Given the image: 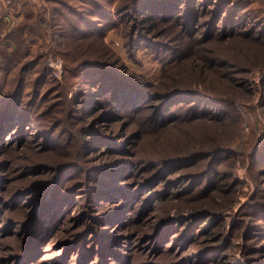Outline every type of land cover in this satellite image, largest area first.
<instances>
[{"label":"rangeland","instance_id":"rangeland-1","mask_svg":"<svg viewBox=\"0 0 264 264\" xmlns=\"http://www.w3.org/2000/svg\"><path fill=\"white\" fill-rule=\"evenodd\" d=\"M66 1L76 10L84 11L85 15H87L86 10L93 8L90 0ZM109 1L112 3L107 2L105 6L113 9L117 0ZM247 2L249 9L255 10L256 17L264 15V0H248ZM53 7H56V4L48 0H0V96L11 98L15 90H18L16 95L21 98V104L27 105L26 107L32 106V110L40 115L35 126L38 130L42 129L38 131L41 135H33L34 128L30 127L25 134L26 140H18L16 136L10 138L7 132L0 136V264H18V254L22 252L26 238H33L32 220L37 224L39 222V218L29 211L30 198L23 197L22 200L14 201L9 205L10 207H7L9 203L7 199L35 182L48 180L52 175L48 169L39 173L35 171L27 173L26 170L30 171L42 165V162L47 159L45 155L51 156L49 159H54L56 162L61 160L58 156L54 157V152H58L59 155L75 154V160L82 162L83 167L75 172V175L79 174L74 180L78 185L72 191L73 195L65 198L62 212L50 214V220L55 221V225L51 226L48 215L43 229L37 233L36 242L41 244L42 249L38 247L37 256L32 258L36 261L32 264H60L61 260L64 264H89V259L82 263V260L86 258V247H94L101 240L104 245L107 244L104 248L108 245H111L110 250L113 248L110 253L112 257L108 259L109 264H178L175 261L187 260L192 249H196L198 253L189 258V264H199L201 257L197 254L205 251L204 243L190 244L189 240L180 238L178 235L182 233V223L176 225L174 223L171 227L164 228L168 237L167 240L162 241V244H159L156 232L167 218L166 216L173 215L175 206L179 204L180 211L188 214L189 212L183 209L185 203L196 204L201 202L200 200H211L214 192L226 204L230 202L224 206L225 208L222 207V210H217L218 216L222 219L219 221L221 237L228 239L227 249L223 244L215 246L219 252L227 256V261L223 264H264V239L255 238L258 230L254 228L258 224L254 215L255 205L256 203L264 204V164L255 161L257 155L261 158L260 160L264 159V106L262 104L264 102V65L252 67L244 75V80L240 81H247L245 83L250 92L249 96L240 97L236 94L237 92H232L233 110L223 105L222 108L226 109L228 115L221 120L222 127H219L217 123H210L211 130H216L223 135L218 144L232 147V154L229 159L226 155L221 169L224 173L221 174L226 179L220 174L221 177L216 178L220 180L219 184L216 180L211 182V187L216 186L221 189H215V187L216 191L209 192L205 188V193L202 195L191 191L182 195L181 198L178 195L164 200L157 190L150 194L149 188L143 191L137 188V177L126 176L131 171L123 169L122 173L118 174L120 169H117L116 190H119L117 189L119 186L124 187L125 193L131 192V194L124 196L125 194L122 193L124 190L120 192L107 190L115 181L113 179L96 192L93 190L95 186L108 181L107 174H98V170L100 171L102 164L106 165L114 159L103 160L92 153L89 154L88 148L85 147L87 143L81 138L84 132L82 130L86 126L82 121L83 112L87 109L86 113H90L87 119L98 120L99 126H103L107 133L119 135V137L126 136L127 139H129L127 135L132 137L139 129V125L132 120L139 119L123 116L114 124L109 123L107 126L104 125L106 122L104 118L99 121L98 118L103 109L98 105L95 111L89 108L92 99L89 103L83 104L85 97L76 93L80 75H66L67 60L72 58L71 55L80 52L101 53L100 50H102L113 63L124 65L126 70L152 84L160 82L166 74L172 73L174 76L181 62L174 51L155 52L151 47L140 46L137 41L138 24L133 18L126 20L118 15L102 28V34L83 40L85 44L82 45L79 41L70 42V49L64 47L67 54L64 56L59 51L63 47L62 43L60 42L57 46L54 28L58 24L53 18ZM116 13L113 11L108 15V19L113 18ZM36 19L38 24L35 25ZM61 19V23L66 22L64 16ZM173 21H161L163 23L161 30L173 28L175 33L178 26L171 24ZM134 24L137 25L133 27ZM158 38L166 39L163 36ZM172 38L173 41L169 42L173 47L186 44L184 40H181L180 35ZM227 43L229 44L225 45L224 49L226 52L232 51L241 44L229 40L223 42V44ZM208 44H196L193 49H189V55H203ZM210 47H212L211 43ZM52 60H61L60 72L51 65ZM48 63L51 68L47 66ZM247 65L249 66V62L246 63ZM234 76L235 79H242L241 74ZM205 79L208 82L210 80ZM199 85L202 86L201 83ZM182 87L195 86H187L183 83ZM18 109L21 110L23 107ZM178 120L180 119L177 118V121H172L171 124L176 122L178 124ZM110 126H114L112 130H108L111 129ZM207 127L201 120H195L192 124L175 125L165 132L166 140L169 142L176 138L181 143L197 142L202 139L201 135ZM53 128L62 132L64 137L61 138L64 139L57 151H54L55 148L43 151L45 140L41 136L51 135L54 138L53 141H56L57 131L53 133ZM235 130L237 134L232 135L235 137L231 141L228 136ZM68 133L69 136H67ZM127 142L124 141V146L128 144ZM205 143L209 145L212 142ZM134 146L139 147L135 152L137 155L143 154L147 149L142 145V140ZM116 166L118 165L115 164L114 168ZM131 170L135 171V169ZM71 176L67 177L68 180ZM207 187H210L209 184ZM109 193L112 196H108ZM95 196L98 197L95 198ZM20 204L23 206H19ZM102 213L108 216L100 221ZM18 223H23L25 227ZM82 231L92 232L83 238V243L87 245L83 253L81 254V249L66 251ZM190 236L192 239L193 232ZM103 263L100 260L92 261V264Z\"/></svg>","mask_w":264,"mask_h":264},{"label":"trees","instance_id":"trees-1","mask_svg":"<svg viewBox=\"0 0 264 264\" xmlns=\"http://www.w3.org/2000/svg\"><path fill=\"white\" fill-rule=\"evenodd\" d=\"M48 1L56 4V7H53V18L58 25L54 31L57 46L60 42L63 45L59 51L64 56L67 55L64 47L70 49V42L79 41L82 45L85 44L83 40L102 34V28L118 15L126 20L133 18L138 24H134L133 27L135 25L139 27L137 41L140 46L151 47L155 52L174 51L181 62L174 76L172 73L166 74L160 82L152 84L126 70L124 65L117 64V66L102 50H100L101 53L80 52L71 55L72 58L67 60L66 75H80L76 93L85 97L83 104L89 103L92 99L89 108L95 111L98 105L103 109L98 118L99 121L104 118L106 121L104 125L107 126L109 123L114 124L123 116L139 119L132 120L139 125V129L132 137L127 135L129 136L127 139L126 136L119 137V135L107 133L103 126H99L98 120L87 119L90 115L86 113L87 109L83 112L82 121L86 126L82 130L84 132L81 138L87 143L85 147L88 148L89 154L92 153L103 160L114 159L107 163L109 166L101 165L98 174L106 173L108 181L99 183V186H95L93 190L98 192L113 179L115 181L107 190L123 191L124 187L120 188V186L117 187L119 190H116L118 178L115 172L120 169L118 170L120 174L123 169H126V171H131L126 176L137 177V188L141 191L149 188L151 189L150 194L157 190L164 200L178 195L181 198L182 195L191 191L202 195L205 193V188L209 192L216 191L214 190L216 186L211 187V182L221 177L223 162H225L226 155L227 159L231 156L232 147L218 144L223 135L216 130H211L212 124L210 123L214 122L222 127L221 120L228 115L226 109L222 108L223 105L233 110L231 98L234 95L232 92H237L236 94L240 97L249 96L250 92L245 83L247 81H240L244 80V75L252 67L264 65L260 64L264 62V15L256 17L255 10L248 7V0H117L113 9L105 6L107 2L112 3L109 0H95V2L90 0L93 8L86 10L87 15L84 11L76 10L66 0ZM113 11L117 13L113 18L108 19V15ZM62 16L66 18L64 23H61ZM170 20H174L171 24L179 27L175 33L173 28L161 30L163 25L161 21ZM36 24H38L37 19ZM175 35H180L181 40H184L186 44L178 47L171 46L169 41H173L172 37ZM161 36L166 39L158 38ZM228 40L241 44L232 51L226 52L224 51L225 45L229 43L223 44V42ZM205 43L209 44L203 55H189V49H193L196 44ZM248 62L249 66H246ZM47 66L51 68L49 63ZM238 74L242 75L241 80L235 79L234 75ZM205 78H209V82L205 81ZM183 83L195 87H182ZM200 83L202 86L199 85ZM16 93L18 90H15L11 98L0 96V136L7 132L10 138L16 136L18 140H26L25 134L30 127L34 128L33 135H41L38 131L42 129L38 130L35 126L40 115L32 110V106L22 105L21 98ZM262 104L264 106V102ZM107 105L111 107H106ZM18 107H23V109L19 110ZM177 118L180 119L178 124L177 122L171 124L172 121H177ZM195 120H201L208 126L201 135L202 139L185 143H181L176 138L169 142L166 140L165 132L168 129L175 125L192 124ZM113 127L110 126L111 129L108 130H112ZM56 128H53V133H56ZM56 134V141H53L54 138L51 135L41 136L45 140L43 151L54 148V151H57L60 148L64 139L61 137L64 135L60 131ZM235 134H237L236 130L228 136L231 141L235 137L232 135ZM69 135L68 133L67 136ZM141 140L142 145L147 149L143 154L137 155L135 152L139 147L134 145L139 144ZM124 141H128L126 146H124ZM206 141L212 143L207 145ZM56 156L61 160L56 162L54 159H49L51 156L45 155L47 159L42 162V165L30 171L26 170L27 173L34 171L39 173L48 169L52 172L48 180L35 182L7 199L9 200L7 207H10L9 205L14 201L22 200L23 197L24 199L30 198L29 211L39 218L38 224L31 219V226L34 225L33 238H26L22 252L18 254V264H32L36 261L32 258L37 256L38 247L42 249L41 244L36 242L37 233L43 229L48 215L51 226L55 225V221L50 220V214L62 212L65 198L72 196V191L78 185L74 180L79 174L77 176L75 172L83 167L82 162L75 160V154L59 155L58 152H54V157ZM260 159L258 155L255 157L257 163L264 164V159ZM115 164L118 166L114 168ZM69 175L72 176L68 180ZM216 183L219 184L220 180L217 179ZM208 184L210 187H207ZM217 188L221 189V187L215 189ZM122 193L125 194L124 196L131 194V192L125 193V190ZM200 201L196 204H184L183 209L188 211V214L180 211L179 204L175 206L173 215H167L156 232L159 244L167 240L165 227H171L174 223L175 225L182 223V233L181 236L178 235L180 238L184 237L185 240L190 241V244L204 243L205 251L197 254L201 257L199 264H223L227 261V256L219 252L215 246L223 244L227 249L228 239L221 237L219 221L222 219L218 216V211L230 202L226 204L216 195V192L211 200ZM21 204L19 206H23ZM255 207L254 215L258 223L254 227L258 230L255 238L264 239V204L256 203ZM57 208H59L58 211ZM103 214L100 215V221L108 216V214ZM18 224L25 227L23 223V225ZM192 232L193 240L190 236ZM91 233L82 231L66 251L81 249L82 254L84 247L87 246L83 243V238ZM105 245L101 240L96 246L93 245L94 247L87 246L86 258L82 260V263L89 259V264L99 260L103 261V264H109L108 259L112 257L110 253L113 248L110 250L111 245H108L105 249ZM195 250L192 249L187 260L179 259L175 263L189 264V258L198 253ZM60 264H64L63 260Z\"/></svg>","mask_w":264,"mask_h":264},{"label":"built area","instance_id":"built-area-1","mask_svg":"<svg viewBox=\"0 0 264 264\" xmlns=\"http://www.w3.org/2000/svg\"><path fill=\"white\" fill-rule=\"evenodd\" d=\"M51 65H52L53 67H55L56 70H58V72H60L61 67H62V62H61V60H55V61L52 60Z\"/></svg>","mask_w":264,"mask_h":264}]
</instances>
